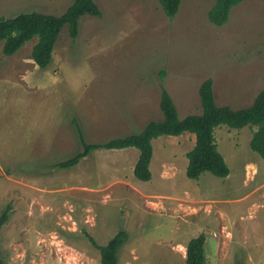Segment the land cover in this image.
Here are the masks:
<instances>
[{
	"label": "rangeland",
	"instance_id": "1",
	"mask_svg": "<svg viewBox=\"0 0 264 264\" xmlns=\"http://www.w3.org/2000/svg\"><path fill=\"white\" fill-rule=\"evenodd\" d=\"M73 0H0V19L60 16ZM100 18L64 27L52 60H30L36 38L15 55L0 43V254L7 264H100L98 246L127 235L118 264H185L186 246L205 237V264H264V161L250 150L256 127L215 129L229 175L185 176L195 136L156 139L151 180L132 173L135 149L96 150L69 170L54 169L86 143L139 134L161 120L160 92L179 118L198 115V88L212 80L217 107H250L264 90V1L242 0L215 27V0H181L166 18L157 0H94ZM162 74V75H161Z\"/></svg>",
	"mask_w": 264,
	"mask_h": 264
},
{
	"label": "trees",
	"instance_id": "2",
	"mask_svg": "<svg viewBox=\"0 0 264 264\" xmlns=\"http://www.w3.org/2000/svg\"><path fill=\"white\" fill-rule=\"evenodd\" d=\"M157 2L164 16L169 20L177 15L181 4V0H157ZM241 3L242 0H215L214 5L207 13L208 22L215 27L226 25L231 9ZM85 15L100 18L101 13L94 0H73L60 16L31 12L20 13L7 19L1 18L2 55L11 57L26 43L36 38V43L31 49L30 60L38 69L44 70L51 63L53 48L61 30L65 27L69 37L74 41L78 35V21ZM198 98L201 107L200 114L188 115L180 119L171 97L161 88L159 101L161 121L149 122L139 134L112 139L100 144L86 143L76 119L73 118L72 124L76 130L80 151L71 158L53 165V168L72 169L96 150L113 151L132 148L139 152L132 170L133 176L139 182H149L152 177L150 172V163L153 157L152 141L160 137H179L189 133L195 136V143L186 154V178L196 181L202 174L209 173L216 178L225 179L229 175V169L217 151L214 136L215 129L220 126L235 130L256 127V131L252 133L249 141V147L264 161V90L257 94L250 107L232 110L227 106H216L212 80L206 79L198 88ZM11 211L10 204L2 209L0 233L2 227L9 221ZM87 238L98 250L100 264H118L119 250L127 238L124 231L116 233L104 246H98L88 235ZM204 244L205 237L203 235L188 242L185 264H205ZM0 264H7L1 254Z\"/></svg>",
	"mask_w": 264,
	"mask_h": 264
},
{
	"label": "crops",
	"instance_id": "3",
	"mask_svg": "<svg viewBox=\"0 0 264 264\" xmlns=\"http://www.w3.org/2000/svg\"><path fill=\"white\" fill-rule=\"evenodd\" d=\"M31 49H32V48H31ZM161 120H162V115H161ZM161 120H160V121H161ZM158 121H159V120H158ZM160 138H161V137H160ZM154 141H155V140H154ZM152 143H153V141H152ZM156 143H157V141L154 142V145H155ZM129 149H132V148H129ZM125 150H126V149H125ZM135 150H136V149H135ZM136 151H137V150H136ZM137 152H138V151H137ZM138 155H139V152H138V154H137V157H135V160H136V161H137V159H138ZM152 158H153V157H152ZM136 161H135V163H136ZM135 163H134V165H135ZM134 165H133V167H134ZM132 170H133V169H132ZM185 256H186V255H184V258H185Z\"/></svg>",
	"mask_w": 264,
	"mask_h": 264
}]
</instances>
